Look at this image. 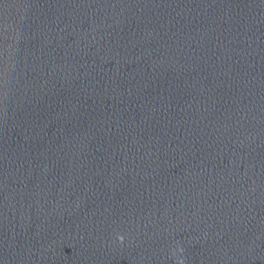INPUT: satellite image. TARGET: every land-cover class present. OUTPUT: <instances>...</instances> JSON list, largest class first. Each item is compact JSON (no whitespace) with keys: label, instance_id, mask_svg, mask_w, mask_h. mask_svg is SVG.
Returning a JSON list of instances; mask_svg holds the SVG:
<instances>
[{"label":"water","instance_id":"95a60500","mask_svg":"<svg viewBox=\"0 0 264 264\" xmlns=\"http://www.w3.org/2000/svg\"><path fill=\"white\" fill-rule=\"evenodd\" d=\"M0 264H264V0H0Z\"/></svg>","mask_w":264,"mask_h":264}]
</instances>
